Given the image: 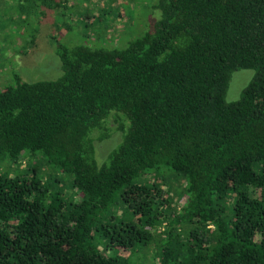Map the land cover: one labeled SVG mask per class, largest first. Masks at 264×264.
Returning <instances> with one entry per match:
<instances>
[{
	"label": "trees",
	"instance_id": "1",
	"mask_svg": "<svg viewBox=\"0 0 264 264\" xmlns=\"http://www.w3.org/2000/svg\"><path fill=\"white\" fill-rule=\"evenodd\" d=\"M69 1L0 0L24 22ZM153 10L124 48L55 39L61 77L0 92V161L16 164L0 174V264H132L97 237L158 264H264V0ZM239 70L255 74L228 102Z\"/></svg>",
	"mask_w": 264,
	"mask_h": 264
},
{
	"label": "rangeland",
	"instance_id": "2",
	"mask_svg": "<svg viewBox=\"0 0 264 264\" xmlns=\"http://www.w3.org/2000/svg\"><path fill=\"white\" fill-rule=\"evenodd\" d=\"M156 2L157 0H70L66 3V8L56 11H48L49 9L42 5L31 8L35 12L29 16L27 22L21 17L19 3L0 2V92L15 84L16 74L25 82L55 80L61 77L62 63L55 39L69 47L86 44L91 47L124 48L144 33L151 21L156 19L153 10ZM156 11L160 19L161 11ZM95 33L99 36L98 39L95 38ZM31 37L34 38V44L27 50L26 44ZM254 74L252 70L233 73L227 93L228 102L240 99ZM120 140L121 135L116 133L104 142H96L97 162L106 161ZM32 159L29 164V161L24 160V165L39 163ZM14 165L16 164L0 161V174L13 172ZM174 191L176 192L175 188ZM174 196L178 203V196ZM110 212L118 216L122 213H125V217L130 216L120 204ZM97 238L98 242L105 246L106 253L118 255L129 263L158 264L149 245L139 244L132 251H108L107 243L101 237Z\"/></svg>",
	"mask_w": 264,
	"mask_h": 264
}]
</instances>
